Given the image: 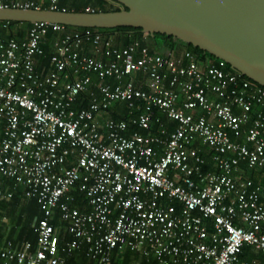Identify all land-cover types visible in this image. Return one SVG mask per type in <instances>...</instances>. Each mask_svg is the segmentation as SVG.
<instances>
[{
  "label": "built area",
  "instance_id": "2783aa9c",
  "mask_svg": "<svg viewBox=\"0 0 264 264\" xmlns=\"http://www.w3.org/2000/svg\"><path fill=\"white\" fill-rule=\"evenodd\" d=\"M64 27L34 22L26 38L0 36V179L23 185L42 211L36 245L0 244L1 264H71L82 244L99 264L115 248L151 252L157 264H256L242 254H264V184L244 173L264 170V88L222 60L154 51L146 34L116 46ZM49 31L60 36L39 68ZM83 94L88 105L78 107ZM124 102L129 120H97ZM74 189L90 210L69 204ZM11 196L0 182V197ZM56 210L69 239L51 222Z\"/></svg>",
  "mask_w": 264,
  "mask_h": 264
},
{
  "label": "water",
  "instance_id": "95a60500",
  "mask_svg": "<svg viewBox=\"0 0 264 264\" xmlns=\"http://www.w3.org/2000/svg\"><path fill=\"white\" fill-rule=\"evenodd\" d=\"M109 11L0 8V21L134 27L178 38L264 88V0H105Z\"/></svg>",
  "mask_w": 264,
  "mask_h": 264
},
{
  "label": "trees",
  "instance_id": "16d2710c",
  "mask_svg": "<svg viewBox=\"0 0 264 264\" xmlns=\"http://www.w3.org/2000/svg\"><path fill=\"white\" fill-rule=\"evenodd\" d=\"M35 3L38 4L40 8H49L50 7V0H33ZM87 8L94 10V11H109V10H119L118 7L112 5L111 3L105 1V0H57V9L62 10L65 9L67 11H85ZM16 25H19L20 28L18 31H14V27ZM32 26V23L30 22H16V21H0V36L4 39H22L27 33L29 28ZM66 33H77L79 32L80 36L85 39L83 30L87 29L90 30L94 34H99L101 37L102 43L110 41L113 45L116 46H124L129 43H131L134 40H140L142 39L144 33L139 28L134 27H117V28H83V27H73V26H65L64 27ZM52 32H48L45 37L43 38V41L41 43L42 48H45L44 41L49 40L52 36ZM60 36V35H59ZM86 42V40L84 41ZM144 45H148L150 49L157 51V52H164L167 51H174L178 49H187L189 51H192L199 59V62L201 64H204L207 62V60H212L213 57L210 56L207 53H204L201 49L194 47L193 45L184 43L180 41L178 38L164 35V34H157L154 37H151L148 35L147 42L143 43ZM44 50V56L41 57L42 63L39 68L42 66H47L48 64V58L51 53L47 54V52ZM244 77V76H243ZM246 78V77H244ZM249 80L253 85H258L257 83ZM259 86V85H258ZM89 97L83 94L80 99H78L77 104L78 107H86L88 105ZM115 107L111 108L108 113H110V117L116 120L124 119L129 120L134 114L135 110L130 108L127 103H116L114 104ZM77 106V105H76ZM164 121H167L166 119H163ZM169 123V122H168ZM155 126V125H154ZM208 154V152L206 153ZM208 166H204L206 168ZM246 169V168H245ZM245 172H248L246 177L251 178L255 182H261L264 184V177L261 175L263 174V170L258 169H251ZM6 181H10L8 178H1L0 182H2V185L6 184ZM79 192V191H78ZM81 195V198L84 197L85 199V208H90V205L86 204V196L83 192H79L78 196ZM31 198L36 205L37 208H40L39 204L37 203L35 198ZM82 206V205H80ZM78 206V207H80ZM82 208V207H80ZM42 212V211H41ZM42 216V215H41ZM41 216L39 218H41ZM38 218V219H39ZM55 226L63 225V223L66 222H56L53 218L51 221ZM61 229H63L61 227ZM1 234V233H0ZM25 238H27L33 246L36 244L35 235L32 236L31 232L29 233V236L26 233H24ZM59 236L62 238L69 239L71 234L66 233H59ZM248 249V247L245 248V251ZM146 251H151L147 248ZM253 254V253H251ZM244 257V255H242ZM251 258H259L257 255H254ZM260 259V258H259ZM251 260V259H249ZM264 261V257H263ZM69 263L73 264H99L97 259L91 258L87 255V248L86 245L82 244L81 247L73 252L71 256L68 258ZM109 264H157V261L152 256L151 252H148L147 255H141L139 252L131 251L130 249H117L115 248L112 252L111 256V262Z\"/></svg>",
  "mask_w": 264,
  "mask_h": 264
},
{
  "label": "crops",
  "instance_id": "0c3cea01",
  "mask_svg": "<svg viewBox=\"0 0 264 264\" xmlns=\"http://www.w3.org/2000/svg\"><path fill=\"white\" fill-rule=\"evenodd\" d=\"M20 28L19 25H16L14 27V31H18ZM53 35L49 40L44 41L45 48L44 50L49 53L54 52V41H56L59 37V34L57 33H52ZM27 34L23 37L26 38ZM22 38V39H23ZM119 46V45H118ZM83 49L91 54L94 55V51L92 46H90L88 43H85L83 46ZM45 52V53H46ZM50 54V55H51ZM97 57H102L99 53H95ZM48 62V61H47ZM45 66V64H44ZM141 76V75H138ZM94 81H96V78L92 75ZM142 78V76H141ZM94 86V85H93ZM92 86V90L96 91L95 87ZM115 105H112L111 108H114ZM110 108V109H111ZM109 109V110H110ZM108 110V111H109ZM108 111H99L97 113V120L102 124L103 121L107 118L110 117V113ZM163 119H166V124L169 126L170 129L174 126V123L170 120H168L164 115H161ZM169 122V123H168ZM156 127L153 126L152 130L155 132ZM197 146L204 152L205 154L207 153L206 148L200 143H196ZM246 171H248L246 169ZM263 174L261 175L264 177V170L262 172ZM248 172H245L244 175L246 176ZM6 184H4L3 188L6 191H10L12 193V196L10 198H5V197H0V233H1V241L0 244L3 245L7 241H11L15 247H19L25 242L29 241L27 238H25L24 233L27 232L28 236L29 233L31 232L32 236L35 235V239L37 242V231H36V221L37 219L42 215V212L40 208H37L38 206L36 203L29 197L24 195V186L16 184L14 181H6ZM78 191L74 189L71 191L68 196L70 199L68 200L69 204L72 207L78 208L80 210H85L88 211L90 210L89 206L88 208H85V199L84 197L81 198V195L78 196ZM87 204V201H86ZM82 205V206H80ZM82 208H80V207ZM56 222L61 221L62 223L65 222L61 219L60 217V211L56 210L54 212V217ZM66 223H63V225H58L55 226L56 230L59 233H64L63 229ZM36 245V244H35ZM254 255H257L259 258H251ZM142 255V254H141ZM244 257L243 259L246 261H254L256 264H264L263 257L264 254L251 249L250 247L245 251H243ZM251 259V260H249ZM68 260V259H67ZM1 264V260H0ZM73 264V263H71Z\"/></svg>",
  "mask_w": 264,
  "mask_h": 264
}]
</instances>
